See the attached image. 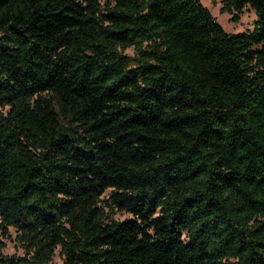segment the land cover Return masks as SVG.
I'll return each instance as SVG.
<instances>
[{
  "label": "trees",
  "instance_id": "trees-1",
  "mask_svg": "<svg viewBox=\"0 0 264 264\" xmlns=\"http://www.w3.org/2000/svg\"><path fill=\"white\" fill-rule=\"evenodd\" d=\"M246 10L230 34L199 0H0V238L25 253L0 264H264V0H220Z\"/></svg>",
  "mask_w": 264,
  "mask_h": 264
},
{
  "label": "rangeland",
  "instance_id": "rangeland-1",
  "mask_svg": "<svg viewBox=\"0 0 264 264\" xmlns=\"http://www.w3.org/2000/svg\"><path fill=\"white\" fill-rule=\"evenodd\" d=\"M200 3L207 8L211 14L216 18L217 22L221 25L223 30L230 34H236L241 32L251 31L253 28V22L255 20V14L252 10H246L240 16L238 23H233L230 21L231 16L227 13H220V0H199ZM128 56H132L134 54V49L129 48L124 52ZM66 125V123H65ZM110 196V191H106L103 198H108ZM108 215H111V219L122 221L124 219H128L131 217L130 214L126 212H118L113 211L109 212L106 210ZM0 243L4 245L3 254L7 256H15V257H23L24 250L17 239V235L13 228H9V237L8 238H0ZM51 264H63L62 255L59 249L55 250V254L52 258Z\"/></svg>",
  "mask_w": 264,
  "mask_h": 264
}]
</instances>
